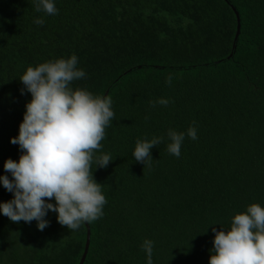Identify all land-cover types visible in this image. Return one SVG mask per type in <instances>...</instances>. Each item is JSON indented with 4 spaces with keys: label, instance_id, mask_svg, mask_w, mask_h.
Listing matches in <instances>:
<instances>
[{
    "label": "trees",
    "instance_id": "1",
    "mask_svg": "<svg viewBox=\"0 0 264 264\" xmlns=\"http://www.w3.org/2000/svg\"><path fill=\"white\" fill-rule=\"evenodd\" d=\"M228 1L242 26L225 61L238 28L227 0H52L56 15L37 12L38 0H0V177L12 179L4 164L22 155L11 139L32 99L21 94L29 66L76 55L86 76L71 88L111 96L114 112L91 166L103 217L68 230L49 210L40 231L0 211V264H80L88 234L83 264H147L145 239L153 264H209L212 228L264 207V0ZM160 98L169 104L152 107ZM190 126L198 139L171 155L168 130ZM154 137L163 142L145 167L132 153ZM101 153L112 161L96 169ZM13 198L0 182V203Z\"/></svg>",
    "mask_w": 264,
    "mask_h": 264
},
{
    "label": "clouds",
    "instance_id": "2",
    "mask_svg": "<svg viewBox=\"0 0 264 264\" xmlns=\"http://www.w3.org/2000/svg\"><path fill=\"white\" fill-rule=\"evenodd\" d=\"M37 12L58 14L52 0H38ZM34 23L43 25L37 18ZM78 57L48 61L29 66L20 78L32 99L26 104L18 137L12 138L22 152L19 162L8 159L0 177L3 187L14 198L0 203V211L11 222L37 221L40 231L49 226L45 219L49 210L58 213V223L68 230H78L83 223H91L103 217L107 203L102 185L94 179L91 166L94 152L102 148L105 128L114 119L111 96H94L84 89L73 90L71 83L86 76L77 68ZM166 83H171L169 77ZM167 106L169 100L160 98L150 102ZM195 125V121L193 122ZM187 135L197 140V129L190 126L187 132L169 129L171 141L167 151L179 158L182 143ZM163 142V137L137 140L132 156L136 162L150 166L151 150ZM110 154L95 156L97 168H106ZM47 198V200L45 199ZM54 198L55 204L47 202ZM215 233L214 248L209 264H264V207L251 204L246 212L234 216L230 230ZM154 242L145 239L141 245L147 254V264H153Z\"/></svg>",
    "mask_w": 264,
    "mask_h": 264
},
{
    "label": "water",
    "instance_id": "3",
    "mask_svg": "<svg viewBox=\"0 0 264 264\" xmlns=\"http://www.w3.org/2000/svg\"><path fill=\"white\" fill-rule=\"evenodd\" d=\"M227 3L233 8V10H234V12L236 13V15H237V20H238V28H237V34H236V38H235V42H234V45H233V52H232V54H231V56L227 59V60H225V61H228V60H230L231 58H233V56H234V53H235V50H236V48H237V44H238V41H239V38H240V34H241V26H242V24H241V16H240V14H239V12H238V10L227 0ZM219 64V63H218ZM90 241V238H89V234H88V241H87V245H86V250H85V253H84V256H83V259H82V261H81V263L80 264H83V262H84V260H85V257H86V255H87V251H88V248H89V242Z\"/></svg>",
    "mask_w": 264,
    "mask_h": 264
}]
</instances>
